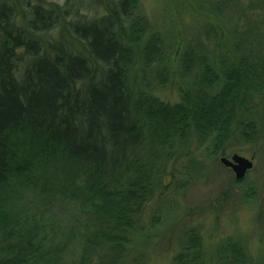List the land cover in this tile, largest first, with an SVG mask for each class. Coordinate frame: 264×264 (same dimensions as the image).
Listing matches in <instances>:
<instances>
[{"label": "trees", "instance_id": "16d2710c", "mask_svg": "<svg viewBox=\"0 0 264 264\" xmlns=\"http://www.w3.org/2000/svg\"><path fill=\"white\" fill-rule=\"evenodd\" d=\"M101 1L107 14L85 19L70 1L0 0V264H92L98 251L100 264H120L128 233L142 235L141 204L160 176L174 175L166 169L179 148L195 137L216 159L235 127L242 136L258 132L241 111L264 97V53L243 37L252 29L221 27L238 0H195L215 15L205 23L215 46L188 50L186 69L196 64L200 74L179 87L176 104L144 92L140 76L129 74L136 57L148 66L165 59L159 33L135 14L138 0ZM237 9L238 19L246 15ZM185 156L189 182L206 170ZM69 202L79 212L64 224L51 211ZM75 245L80 256L66 261ZM221 246L218 264L248 262L240 241ZM181 247L175 264L205 263L198 232L190 230ZM144 257L138 252L133 264H146Z\"/></svg>", "mask_w": 264, "mask_h": 264}, {"label": "rangeland", "instance_id": "374dc122", "mask_svg": "<svg viewBox=\"0 0 264 264\" xmlns=\"http://www.w3.org/2000/svg\"><path fill=\"white\" fill-rule=\"evenodd\" d=\"M48 1L61 5L68 1L76 3L85 19L99 18L108 12L101 0ZM205 6L206 9L200 11L195 0H138L135 14L145 16L150 23V31L159 33L165 58L148 66L143 58L136 57L129 74L140 76L144 92L176 104L182 96L179 87L186 89L198 78L200 69L197 65L190 63L191 68L187 71L185 63L190 48L195 52L204 49L208 53L214 49L205 23H214L215 15L207 10L209 4ZM236 6L245 10L243 19H238ZM231 8L227 10L221 27L225 26L227 31L238 24L239 31L252 29V33L246 32L248 36L242 35L253 43V49L264 53V0H238V4L236 1ZM148 36L145 34L144 39ZM249 107L251 111H241L243 120L257 122L258 132L248 131L242 136L243 130L235 127L224 149L225 155L220 152L216 159L208 158L204 146H198L195 137L185 151L178 149L166 169L174 175L160 176L151 198L141 204L138 219L142 235L132 231L128 233L131 243L127 246L126 258L120 264H133L132 259L138 252L144 253L146 264H175L190 230L201 236L206 259L204 264H218L214 257L219 250L225 253L221 245L229 238L240 241L245 247L249 257L246 264H264V97L255 95ZM136 145L138 143L127 144L131 150ZM183 152L205 164L206 171L195 173L189 182L186 181L188 170L184 168L188 158L183 156ZM233 154L247 158L254 156V166L247 172V180L239 185L233 181V171L220 162V157H231ZM114 157L121 160L120 154L115 153ZM181 182L187 184L183 190L177 188ZM169 184L172 187L165 188ZM78 212L74 202L66 206L57 204L51 211L57 218L63 219L64 224H71L73 215ZM155 219H160V222H154ZM83 221H86L85 215ZM145 235L148 241L146 248L140 247ZM73 249L74 254L70 251L65 255L66 261L80 256L81 247L75 245ZM99 255L100 251L93 257L92 264H100ZM228 255L231 254L228 252Z\"/></svg>", "mask_w": 264, "mask_h": 264}, {"label": "water", "instance_id": "95a60500", "mask_svg": "<svg viewBox=\"0 0 264 264\" xmlns=\"http://www.w3.org/2000/svg\"><path fill=\"white\" fill-rule=\"evenodd\" d=\"M253 160L254 156L247 158L240 154H233L231 157L223 156L220 158L221 163L233 171L237 181L243 180L247 172L253 168Z\"/></svg>", "mask_w": 264, "mask_h": 264}, {"label": "flooded vegetation", "instance_id": "af4514ba", "mask_svg": "<svg viewBox=\"0 0 264 264\" xmlns=\"http://www.w3.org/2000/svg\"><path fill=\"white\" fill-rule=\"evenodd\" d=\"M221 158V157H220ZM222 164V163H221ZM223 165V164H222ZM224 166V165H223ZM230 169V168H229Z\"/></svg>", "mask_w": 264, "mask_h": 264}]
</instances>
